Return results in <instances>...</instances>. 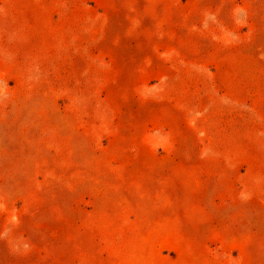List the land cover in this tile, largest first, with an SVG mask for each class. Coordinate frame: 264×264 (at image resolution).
Returning <instances> with one entry per match:
<instances>
[{
  "label": "rangeland",
  "instance_id": "rangeland-1",
  "mask_svg": "<svg viewBox=\"0 0 264 264\" xmlns=\"http://www.w3.org/2000/svg\"><path fill=\"white\" fill-rule=\"evenodd\" d=\"M0 264H264V0H0Z\"/></svg>",
  "mask_w": 264,
  "mask_h": 264
},
{
  "label": "bare ground",
  "instance_id": "bare-ground-1",
  "mask_svg": "<svg viewBox=\"0 0 264 264\" xmlns=\"http://www.w3.org/2000/svg\"><path fill=\"white\" fill-rule=\"evenodd\" d=\"M169 224V223H168ZM162 227V226H161ZM171 229V228H170ZM183 245V244H182ZM180 249V248H179ZM181 255V254H180ZM135 257V256H134ZM135 260V259H134Z\"/></svg>",
  "mask_w": 264,
  "mask_h": 264
}]
</instances>
